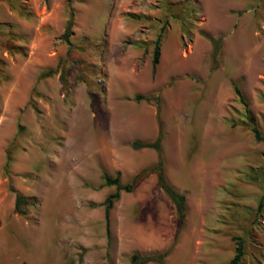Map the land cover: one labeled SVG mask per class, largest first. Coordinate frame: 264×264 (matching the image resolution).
I'll list each match as a JSON object with an SVG mask.
<instances>
[{
    "label": "rangeland",
    "instance_id": "1",
    "mask_svg": "<svg viewBox=\"0 0 264 264\" xmlns=\"http://www.w3.org/2000/svg\"><path fill=\"white\" fill-rule=\"evenodd\" d=\"M201 31L220 36L216 58ZM159 121L183 228L151 171L120 191L107 231L103 177L130 182L146 165L131 142ZM263 171L264 0H0V264H130L169 247L164 264H228L238 242L239 264H264Z\"/></svg>",
    "mask_w": 264,
    "mask_h": 264
},
{
    "label": "trees",
    "instance_id": "2",
    "mask_svg": "<svg viewBox=\"0 0 264 264\" xmlns=\"http://www.w3.org/2000/svg\"><path fill=\"white\" fill-rule=\"evenodd\" d=\"M24 10V9H23ZM25 11V10H24ZM72 11H70V17L68 21L66 22L64 32L62 35V38L65 42L70 44L69 37L72 33ZM165 29V26L162 25L160 27V32L157 35L155 41H154V47H153V53H152V69L155 70V66L159 61V53H160V45H161V37L162 33ZM201 34L206 37L212 44L213 47V56L216 58L218 54L219 49V43H220V36L212 37L205 31H201ZM11 39H14V37L10 34ZM54 71L52 69H48L45 72L42 73L43 76L50 75ZM236 93L239 95L238 89H235ZM136 100H142V99H149L143 96L142 94H137L135 96ZM243 102V100H242ZM244 103V102H243ZM157 106V116L159 114V105L158 102H156ZM159 129L158 133L154 140L151 141H143V140H133L131 142V146L134 149H140V148H152L157 152V160L155 163H153L150 166L142 168L138 173H136L130 182L127 183H121L120 181V172L118 171L114 177H111L109 175H104L103 177V184L105 186H115V190L111 193H109L103 200L102 204L104 205V219L106 224V229L108 231L109 228V212L116 200H118L120 191H126L131 192L134 187L145 177L147 174H149L151 171H155L157 173V180L155 184V189H162L164 193L170 198L172 201L176 217H177V226H176V234L180 232V230L183 228L186 212H187V204H186V194L183 191L177 190L166 178V175L164 173L163 169V159H162V148H161V141H162V129H161V122L159 121ZM255 137L257 139H263L258 130L254 127L251 128ZM8 165V160L6 162L5 168ZM7 169V168H6ZM264 172V171H263ZM11 190L15 193V200H14V210L19 214H25L27 211V207L30 204V198L22 195L20 192L16 191L13 187H11ZM262 204H259V207ZM170 247L164 251L151 253V254H139V253H132L129 259L130 264H146L147 262H156L158 264H164V258L169 253ZM242 256V245L240 242L236 244L235 248V254L230 259L228 264H239V260Z\"/></svg>",
    "mask_w": 264,
    "mask_h": 264
},
{
    "label": "crops",
    "instance_id": "3",
    "mask_svg": "<svg viewBox=\"0 0 264 264\" xmlns=\"http://www.w3.org/2000/svg\"><path fill=\"white\" fill-rule=\"evenodd\" d=\"M141 126H139V127L136 126L135 128H136V130H140L141 132H144V129L145 128H143ZM143 126H145V125L143 124ZM135 134H137V132ZM156 135H157V132L155 134L152 130L151 131H148V132H146L143 135L144 138H142V140L143 141H151V140L155 139ZM142 151L144 153H146L145 159H142L141 160V161H146V163H145L146 165L145 166L143 165V167H146V166H148V165L153 164V163L156 162V160H157V152L154 149H152V148H143Z\"/></svg>",
    "mask_w": 264,
    "mask_h": 264
}]
</instances>
